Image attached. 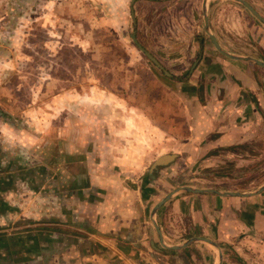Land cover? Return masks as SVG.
<instances>
[{"label":"crops","instance_id":"1","mask_svg":"<svg viewBox=\"0 0 264 264\" xmlns=\"http://www.w3.org/2000/svg\"><path fill=\"white\" fill-rule=\"evenodd\" d=\"M180 1L195 32L185 49L173 45L197 52L175 63L190 66L189 78L173 76L164 101L154 97H168L163 110L78 101L41 159L0 146V264H264V180L236 187L212 174L264 158V26L244 28L237 0ZM245 1L264 17V0ZM245 33L261 53H236ZM209 34L252 60L222 54ZM120 108L134 112L128 128ZM165 154L174 156L150 170Z\"/></svg>","mask_w":264,"mask_h":264},{"label":"rangeland","instance_id":"2","mask_svg":"<svg viewBox=\"0 0 264 264\" xmlns=\"http://www.w3.org/2000/svg\"><path fill=\"white\" fill-rule=\"evenodd\" d=\"M164 1L0 0V146L4 149L9 144L6 150H16L17 156L31 153L41 159V144L59 139L56 128L62 122L74 121L72 112L77 105L73 104L78 101L93 100L115 107L119 103L146 105L151 114V110H158L156 106L163 110L170 102L168 97L159 105H155L154 97L170 91L168 83L173 76L189 78L190 66L175 63L182 58L190 64L197 52L188 54L173 45L178 41L185 49L192 42L188 38L194 36L195 19L188 14L186 3L183 12L180 0ZM245 9L244 28H250L249 22L264 26ZM197 23L198 35L204 41L201 18ZM132 33L168 74L136 46ZM231 38V42L240 40L238 36ZM243 40L246 49L236 53H261L258 41L249 33ZM120 110L122 122L127 120L125 126L133 125L134 112ZM260 139L263 143V137ZM16 140L22 142L21 147L14 143ZM263 161L261 158V164L249 161L237 167L233 162L222 163L212 174L229 175L227 182L236 187L256 185L264 180Z\"/></svg>","mask_w":264,"mask_h":264},{"label":"water","instance_id":"3","mask_svg":"<svg viewBox=\"0 0 264 264\" xmlns=\"http://www.w3.org/2000/svg\"><path fill=\"white\" fill-rule=\"evenodd\" d=\"M237 1H239L240 3H242L254 16H256L261 22H263L264 23V18L247 2V1H245V0H237ZM204 27H205V29H206V31H208L207 29H208V23H207V16H206V14H204ZM210 36H211V38H212V40H213V42H214V44H215V46L217 47V49L222 53V54H224V55H226V56H228V57H230V58H247V59H251L252 60V58L251 57H239V56H235V55H233V54H230V53H228V52H226V51H224L223 49H221L220 47H219V45L217 44V42L215 41V39H214V37H213V35L212 34H209ZM131 37H132V39H133V41H134V43L136 44V46L147 56V58L149 59V60H151L154 64H155V66H157V67H159V68H161V69H163V66H161V64L158 62V60L150 53V52H148L147 50H145V48L139 43V42H137V40H136V38H135V35H134V33H132L131 34ZM256 62L258 63V64H260L261 66H263L264 67V62H262V61H259V60H256ZM164 70V69H163ZM164 72L166 73V74H168V72L167 71H165L164 70ZM174 155L173 154H165V155H162V156H160V157H158L154 162H153V164L151 165V167H150V170H156V168L158 167V166H160V165H162V164H165L169 159H171L172 157H173ZM186 189H189V190H197V189H193V188H186ZM262 189H264V184L260 187V189L259 190H262ZM170 197V194H168V195H166L160 202H159V204H161L162 202H164L165 200H167L168 198Z\"/></svg>","mask_w":264,"mask_h":264}]
</instances>
